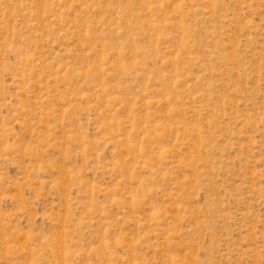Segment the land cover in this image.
Listing matches in <instances>:
<instances>
[{
  "label": "rangeland",
  "instance_id": "1",
  "mask_svg": "<svg viewBox=\"0 0 264 264\" xmlns=\"http://www.w3.org/2000/svg\"><path fill=\"white\" fill-rule=\"evenodd\" d=\"M0 264H264V0H0Z\"/></svg>",
  "mask_w": 264,
  "mask_h": 264
}]
</instances>
